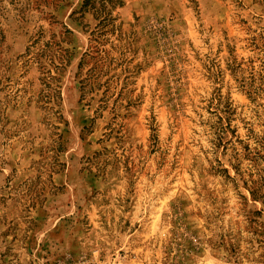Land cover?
Returning <instances> with one entry per match:
<instances>
[{"label":"rangeland","instance_id":"374dc122","mask_svg":"<svg viewBox=\"0 0 264 264\" xmlns=\"http://www.w3.org/2000/svg\"><path fill=\"white\" fill-rule=\"evenodd\" d=\"M0 264H264V0H0Z\"/></svg>","mask_w":264,"mask_h":264}]
</instances>
